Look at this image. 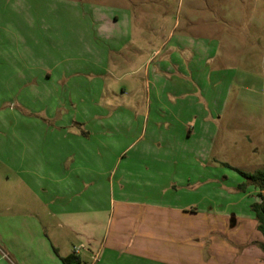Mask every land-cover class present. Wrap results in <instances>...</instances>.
Returning <instances> with one entry per match:
<instances>
[{"label": "crops", "instance_id": "0c3cea01", "mask_svg": "<svg viewBox=\"0 0 264 264\" xmlns=\"http://www.w3.org/2000/svg\"><path fill=\"white\" fill-rule=\"evenodd\" d=\"M121 8L122 14L93 12L74 17L94 25L88 30L90 40L95 38L91 29L96 30L98 21L109 25L100 27L108 40L106 47L98 49L92 41L86 51L73 54V62L86 61L88 70L79 63H50L43 58L40 76L23 73L11 78L15 82L44 78L46 84L59 83L58 87L70 90L69 96L58 99L61 104L80 107L74 114L42 111L40 125L32 123L39 119L32 115H25L20 128L17 122L11 124L7 141L12 140L14 146H9L8 155L0 156V163L9 171L0 176V205L6 201L7 209L0 211V264H64L61 257L72 254L74 247H79L74 253L80 264H264L259 246L263 235L254 212L250 210L245 222L236 211L230 216L229 211L215 206L208 210L200 200L191 199L193 187L187 179L192 176L186 169L193 163L161 157L172 143L163 148V141L155 138L135 149L142 153V160L121 159L107 166L103 151L111 148L106 137L113 121H119L128 133L135 117L142 120L139 138L147 133L157 135L163 128L169 132L173 127L193 135L208 125V116L194 127L184 120L193 90L198 91L192 72L196 52L202 55L205 50V59L210 57L205 46L195 47L189 34L175 35L173 28H159L160 33L154 26L146 29L140 12ZM119 22L124 24L122 29ZM82 73L88 74L90 81L100 79L97 98L80 97ZM202 85L200 81L201 90ZM135 90H144L145 95ZM128 91L138 96L130 101L121 99ZM144 100L141 114L116 111L118 103L121 108L135 110L133 103ZM147 104L153 108L148 110ZM95 105L101 108L99 112ZM36 125L40 128L33 129ZM199 182L195 183H204ZM136 183L142 188L134 196L127 192V185ZM18 191L25 196L21 203L25 211L14 210ZM210 213L215 216L211 223L208 217L198 219ZM209 231L219 234L210 237L213 248L204 256L194 247V233L202 238Z\"/></svg>", "mask_w": 264, "mask_h": 264}, {"label": "rangeland", "instance_id": "374dc122", "mask_svg": "<svg viewBox=\"0 0 264 264\" xmlns=\"http://www.w3.org/2000/svg\"><path fill=\"white\" fill-rule=\"evenodd\" d=\"M121 7L140 12V20L146 29L154 26L160 33L159 28H173L175 35L189 34L195 47L205 46L210 57L205 59V50L202 55L196 52L192 72L198 91L193 90L190 103L184 110V120L194 127L208 116V125L203 132L196 131L193 135L180 127H173L169 132L163 128L157 135L155 133L151 137L147 133L139 138L142 120L135 117L126 129L128 133H124V127L121 129L119 121H113L110 135L106 137L111 148L103 151L107 166L121 159L131 162L142 160V153H136L135 149L155 138L159 139L158 142L163 141V148L167 147L166 143H172L167 147L171 152H162L161 157L167 155L171 159L193 163L192 168L186 169L192 176L191 180L187 179L193 187L191 199L200 200L201 206L208 210L215 206L229 211L230 216L236 211L241 220L248 221L251 204L259 200L258 188L240 171L253 172L264 167V0H0V137L5 141L0 139V156L8 155L9 146H14L10 143L12 140L7 141L11 124L17 122V128H20L25 115L39 118V114L46 110L74 114L80 107L61 104L58 99L69 96L70 90L58 87L59 83L51 81L46 84L44 78L32 83L20 79L15 82L11 79L13 75L40 76L43 58L50 63L51 60L62 64L79 63L83 70H88L86 61L73 62L76 61L73 54L86 51L92 41H96L94 46L98 49L106 47L108 40L100 33V27L109 25L98 21L96 30L91 29L95 38L90 40L88 30L94 25L81 23L74 17L88 16L93 12L110 16L122 14ZM118 26L122 29L124 24L119 22ZM67 57H71L70 62L66 61ZM28 66L32 69L28 71L27 68L26 71ZM20 67L22 72H14ZM89 78L88 74L79 78L81 98L99 96L100 79L95 83ZM136 92L142 95L144 90L143 93ZM136 92L128 91L121 99L130 101L138 96ZM103 94L107 96V93ZM133 105L138 109L121 108L118 103L116 111H131L134 116L143 113L146 107L145 100ZM147 106L148 110L153 108L151 104ZM95 108L97 112L101 109L98 105ZM165 112L166 109L163 114ZM35 122L40 125V118L32 120ZM39 125L33 129L40 128ZM96 145L99 144L96 142ZM8 173L0 163V176ZM117 176L114 179L115 197L119 191ZM200 180L204 183L199 184ZM197 181L198 184L195 183ZM141 188L137 183L129 184L127 192L137 196L135 192ZM204 196L207 200H203ZM23 197L18 191L15 196L18 204L14 210H26L21 205L25 203ZM4 203L0 205V211H7ZM201 217H208L210 223L215 218L211 213L198 216V219ZM206 234L207 237L201 238L194 233L193 239L194 247L204 256L213 248L210 237L219 233L209 231ZM225 234L227 238L228 233Z\"/></svg>", "mask_w": 264, "mask_h": 264}, {"label": "trees", "instance_id": "16d2710c", "mask_svg": "<svg viewBox=\"0 0 264 264\" xmlns=\"http://www.w3.org/2000/svg\"><path fill=\"white\" fill-rule=\"evenodd\" d=\"M240 172L259 189V200L251 204V210L254 212L257 221V229L263 235V241L259 243V246L264 251V167L257 168L253 172ZM61 259L64 264H80L79 257L74 252L68 256L61 257Z\"/></svg>", "mask_w": 264, "mask_h": 264}, {"label": "built area", "instance_id": "2783aa9c", "mask_svg": "<svg viewBox=\"0 0 264 264\" xmlns=\"http://www.w3.org/2000/svg\"><path fill=\"white\" fill-rule=\"evenodd\" d=\"M79 251V247H74V252H78Z\"/></svg>", "mask_w": 264, "mask_h": 264}]
</instances>
